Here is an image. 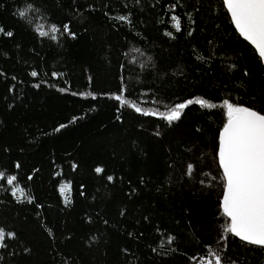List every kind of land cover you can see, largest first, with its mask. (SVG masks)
<instances>
[{
  "label": "trees",
  "instance_id": "1",
  "mask_svg": "<svg viewBox=\"0 0 264 264\" xmlns=\"http://www.w3.org/2000/svg\"><path fill=\"white\" fill-rule=\"evenodd\" d=\"M0 29V264H264L223 232L222 104L264 113V66L222 0H0Z\"/></svg>",
  "mask_w": 264,
  "mask_h": 264
},
{
  "label": "snow or ice",
  "instance_id": "2",
  "mask_svg": "<svg viewBox=\"0 0 264 264\" xmlns=\"http://www.w3.org/2000/svg\"><path fill=\"white\" fill-rule=\"evenodd\" d=\"M222 6L227 10L231 23L236 32L253 49L259 63L264 66V0H222ZM33 6L28 4L27 10ZM21 9L17 15L25 18L28 11ZM117 19L127 21L128 17L120 16ZM172 20L176 31H180L179 17L173 16ZM3 29H0L2 32ZM63 33L75 36L71 33L69 25L63 26ZM61 32L56 25H50L48 30H39V35L49 36L51 39L57 38V33ZM192 33L190 32L189 35ZM8 36L12 33L8 32ZM171 35V33H166ZM36 76L35 72L31 73ZM244 75H249L245 71ZM116 99L121 101V96ZM123 103V101H121ZM199 104L203 107H214L202 98L188 100L187 103H178L165 119L172 123L178 120L182 111L190 104ZM222 107L225 109L226 123L219 131L217 157L219 168L223 179V198L221 207L224 216L229 218L223 232L231 236L238 237L239 240L249 246L258 247L264 250V113L251 107L236 105L229 100H224ZM135 111L145 116L155 115V113L143 111L135 107ZM63 127V125L61 126ZM75 167V166H74ZM96 173H101L102 169L97 167ZM193 165L187 166V173L190 175ZM16 177H8L9 185L16 181ZM108 179L111 181L112 177ZM19 185L12 189L13 195ZM65 203H70L71 184L68 183L61 188L62 196L65 195ZM18 202H23L22 200ZM31 203V199H28ZM14 236V233L5 234L0 229V247L6 245L2 243L7 238ZM172 238H169L171 243ZM213 255L214 264H223V259L219 254ZM209 264H213L209 261ZM234 264V262H233Z\"/></svg>",
  "mask_w": 264,
  "mask_h": 264
},
{
  "label": "rangeland",
  "instance_id": "3",
  "mask_svg": "<svg viewBox=\"0 0 264 264\" xmlns=\"http://www.w3.org/2000/svg\"><path fill=\"white\" fill-rule=\"evenodd\" d=\"M184 103H187V102H184ZM170 114V111L169 112H165V113H159V114H157L158 116H162V117H166L167 115H169Z\"/></svg>",
  "mask_w": 264,
  "mask_h": 264
},
{
  "label": "water",
  "instance_id": "4",
  "mask_svg": "<svg viewBox=\"0 0 264 264\" xmlns=\"http://www.w3.org/2000/svg\"><path fill=\"white\" fill-rule=\"evenodd\" d=\"M219 163V162H218ZM222 198H223V195H222ZM222 198H221V201H222ZM220 206H221V202H220ZM221 209H222V207H221ZM223 211V210H222ZM229 219V218H228ZM238 238V237H237ZM239 239V238H238Z\"/></svg>",
  "mask_w": 264,
  "mask_h": 264
}]
</instances>
